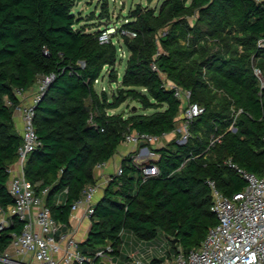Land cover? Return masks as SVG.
I'll return each mask as SVG.
<instances>
[{
	"label": "trees",
	"instance_id": "obj_1",
	"mask_svg": "<svg viewBox=\"0 0 264 264\" xmlns=\"http://www.w3.org/2000/svg\"><path fill=\"white\" fill-rule=\"evenodd\" d=\"M72 6L73 0H0V207L15 200L8 168L22 142L13 120L19 101L14 89L53 74L35 103L40 143L28 152L23 171L36 194L46 188L45 204L65 224L85 185L94 182L93 167L115 153L125 132L174 131L183 104L161 71L190 89V99L204 110L191 121L186 141L172 138L153 147L160 154L151 160L157 174L143 179L131 153L123 156L122 171L110 175L93 203L79 248L90 253L112 242L117 251L122 229L149 241L162 234L172 250L197 247L217 222L208 180L231 195L245 179L227 159L256 174L264 169V3H136L122 21L136 35H119L129 52L120 75L117 44L101 41L99 29L79 25ZM105 66L111 82L119 81L111 94L95 87ZM127 98L142 110L115 111ZM215 136L220 140L209 146ZM12 218L0 229V253L22 229V221ZM160 260L153 256L150 264Z\"/></svg>",
	"mask_w": 264,
	"mask_h": 264
},
{
	"label": "built area",
	"instance_id": "obj_2",
	"mask_svg": "<svg viewBox=\"0 0 264 264\" xmlns=\"http://www.w3.org/2000/svg\"><path fill=\"white\" fill-rule=\"evenodd\" d=\"M257 1L264 3V0ZM126 20L127 18L124 17L122 21ZM121 34L135 37L136 31L122 27V22L99 27L100 40H111L116 43L118 57L125 58L129 52L121 43L119 38ZM151 67L158 69L155 62L151 63ZM105 69H107L106 66ZM159 73L164 84L174 89V94L183 104L179 122L173 132L178 142H184L190 135L191 121L202 113L204 106L190 99V89L166 79L161 71ZM52 76V73L42 75L30 102L20 101L23 90L20 87L14 89L19 97L14 111H18L22 118L20 132L22 142L18 147L17 172L11 174V168H8V191L15 200L7 206L6 210L0 207V229L12 222L13 215L22 221V229L19 232H13L8 246L0 253V264H150L153 256L149 258V255H154L155 246L161 250L160 255L156 256L162 258L158 264H264V169L261 174H256L237 165L231 159H227L226 162L245 179V184L239 191L226 195L217 189L213 180H208L212 189L210 208L216 214L217 222L208 228L197 247L183 249L178 245L175 250H172L170 244L164 248L162 243L153 241L157 239L155 238L150 240L152 241L150 243L145 239H143L145 241H137L140 245L127 248V253L122 251L124 240L117 251L112 242L98 246L90 253L81 251L80 240L65 229L61 221L53 217L45 204L43 194L46 188L41 194H36L32 183L25 178L23 171L28 152L40 143L33 124L35 103ZM7 103H11L10 99ZM163 135L136 130L124 133L123 141L136 145V148L130 151V158L139 166L143 179L159 172L158 166L151 160L160 155L153 147L159 143ZM216 140L220 138L212 137L209 146ZM121 171L122 168L119 165L115 173ZM95 186L93 183L86 184L81 196L72 204V208L84 201L86 214L90 216L95 203L92 200ZM57 201L61 202L59 198ZM124 231L122 229L120 232L122 239Z\"/></svg>",
	"mask_w": 264,
	"mask_h": 264
},
{
	"label": "rangeland",
	"instance_id": "obj_3",
	"mask_svg": "<svg viewBox=\"0 0 264 264\" xmlns=\"http://www.w3.org/2000/svg\"><path fill=\"white\" fill-rule=\"evenodd\" d=\"M106 1V2H105ZM161 0H73L72 9L77 16V19L80 20L78 23L79 25H84L88 30L89 29H99L100 26L104 27L108 24L119 23L122 22L123 18L127 14V11L130 7H133L136 3H143L149 5H156ZM126 58V57H125ZM125 58H121L116 62V68L118 75L121 74L124 64ZM117 82H111L108 76V69L103 70L102 77H99L98 80L95 81V87L98 90L105 88L108 94H111L112 91L115 89ZM138 110L141 111L142 107L138 102L134 99L127 98L123 101L117 108H114L115 111L124 112V114L129 113L131 110ZM175 134H170L169 136H164L160 139L159 143L165 144L172 138H175ZM136 148V147H135ZM134 150V149H133ZM129 233V230H126ZM132 236V235H131ZM134 237V236H133ZM136 238V237H135ZM137 241H145L140 238H136ZM153 241H158L159 244L162 243L163 247L166 248L169 245V241L163 236L158 234L157 239ZM136 245L127 242V244L123 248V252L127 253V248L135 247ZM152 241H149V243ZM161 250L158 246L154 247V255H149L151 258L152 256L160 255Z\"/></svg>",
	"mask_w": 264,
	"mask_h": 264
},
{
	"label": "crops",
	"instance_id": "obj_4",
	"mask_svg": "<svg viewBox=\"0 0 264 264\" xmlns=\"http://www.w3.org/2000/svg\"><path fill=\"white\" fill-rule=\"evenodd\" d=\"M42 75L38 76L34 82V84H31L28 88L24 89L22 91V95L20 98V101L26 103L30 102L32 100V97L34 93L37 90L38 83L40 81V78ZM102 77V75H101ZM182 108V107H181ZM181 109L178 113V117L180 116ZM13 120L15 123V126L18 130V133L21 132L22 129V118L21 115L18 111L13 112ZM170 134H174L173 131L165 133L164 136H169ZM161 145V143H157L155 146ZM136 147V145L132 142H126L122 141L111 155L109 159L106 161L96 164L93 167V177H94V182L93 184L96 185L94 187V190L92 192V200L93 202L97 201L100 196L102 195L103 188L105 184L107 183L108 179L110 178V175L112 173H115L117 170L118 166L120 165V162L123 158L124 155L128 154L131 150H133ZM11 167V174H14L18 170V163L14 162L10 165ZM64 191L59 193V199L63 196ZM68 223L64 224V228L68 229L73 235H75V238L78 240H83L87 234L88 231V226L90 223V216L86 214V203L84 201L79 202L75 207L71 208V211L69 213L68 217ZM132 235V236H131ZM131 231L129 233L125 230L123 233V240H124V246L127 244L128 240L130 243L135 244L137 240H135L136 236H134ZM136 237V238H135ZM149 242V240L147 241Z\"/></svg>",
	"mask_w": 264,
	"mask_h": 264
},
{
	"label": "water",
	"instance_id": "obj_5",
	"mask_svg": "<svg viewBox=\"0 0 264 264\" xmlns=\"http://www.w3.org/2000/svg\"><path fill=\"white\" fill-rule=\"evenodd\" d=\"M142 143V142H141Z\"/></svg>",
	"mask_w": 264,
	"mask_h": 264
}]
</instances>
